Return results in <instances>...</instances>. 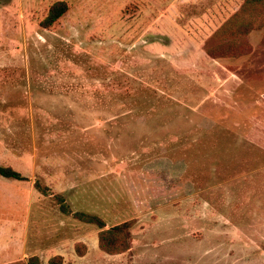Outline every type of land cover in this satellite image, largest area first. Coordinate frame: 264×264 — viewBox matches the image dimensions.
I'll list each match as a JSON object with an SVG mask.
<instances>
[{"label":"rangeland","instance_id":"rangeland-1","mask_svg":"<svg viewBox=\"0 0 264 264\" xmlns=\"http://www.w3.org/2000/svg\"><path fill=\"white\" fill-rule=\"evenodd\" d=\"M244 1L0 0V264H264V27L205 50Z\"/></svg>","mask_w":264,"mask_h":264},{"label":"trees","instance_id":"trees-1","mask_svg":"<svg viewBox=\"0 0 264 264\" xmlns=\"http://www.w3.org/2000/svg\"><path fill=\"white\" fill-rule=\"evenodd\" d=\"M69 6L65 1L55 3L47 17L41 22L44 29L51 28L67 12ZM264 27V0H245L236 11L211 37L205 45L207 55L214 60L224 58H240L247 55L250 46L247 36L255 29ZM0 175L4 178L25 180V178L11 167L0 166ZM84 222L97 225L100 229L99 248L109 254L118 255L131 249L132 222L106 229L102 219L93 215L82 213L75 214ZM29 264H39V259L34 257ZM50 264H54L51 260Z\"/></svg>","mask_w":264,"mask_h":264}]
</instances>
